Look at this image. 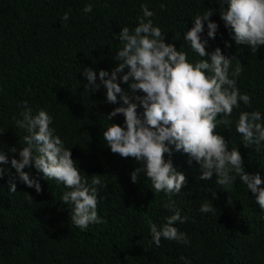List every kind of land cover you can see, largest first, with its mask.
<instances>
[{
	"label": "trees",
	"instance_id": "trees-1",
	"mask_svg": "<svg viewBox=\"0 0 264 264\" xmlns=\"http://www.w3.org/2000/svg\"><path fill=\"white\" fill-rule=\"evenodd\" d=\"M89 3L92 12L84 14ZM141 4L153 11V23L167 36L166 42L188 52L189 59L200 57L185 44L184 25L185 30L191 28L196 15L212 8L210 20L218 29L206 51L220 47L223 54L236 58L232 67L240 61L237 87L251 96L250 105L241 104L240 109L264 113V46L251 52L247 45H236L218 15L217 0H0V148L11 159L8 149L23 146L26 133L15 126L13 117L20 118V102L27 101L34 113L43 108L53 117L51 126L71 148L81 174L89 179L99 175L105 185L97 197L101 222L81 230L60 200L66 190L62 184L41 179L37 193L17 181L16 191L9 192L8 181L16 173L10 164L4 166L0 264H264V210L253 194L238 179L227 189L217 185L215 177L197 179L198 165H189L187 154L180 152L171 159L186 184L171 199L185 217L174 226L187 234L188 243L162 238L157 247L150 242L149 221L159 225L171 214L162 206L169 197L155 193L143 173L136 183L130 181L129 173L139 164L111 153L101 131L108 123L105 116L121 106L119 97L116 104L106 103L105 90H86L82 76L83 67L98 72L116 66L115 54L122 45L113 34L123 26H135ZM65 12L66 22L61 20ZM206 31L205 23L202 38H207ZM224 41L231 47L225 48ZM120 86L132 94L127 84ZM122 121L118 114L110 122ZM215 131L229 148H238L245 171L259 172L264 181V149L244 147L234 130L225 131L223 125ZM205 200L212 211L200 213Z\"/></svg>",
	"mask_w": 264,
	"mask_h": 264
},
{
	"label": "clouds",
	"instance_id": "clouds-1",
	"mask_svg": "<svg viewBox=\"0 0 264 264\" xmlns=\"http://www.w3.org/2000/svg\"><path fill=\"white\" fill-rule=\"evenodd\" d=\"M217 2L218 15L236 45H247L251 52L264 46V0ZM82 12L91 13L92 5L85 4ZM140 12L134 27L123 26L113 34L122 46L116 51L117 63L111 71L83 67L84 88L96 92L102 87L109 104H116L119 97L121 106L105 116L108 123L101 130L103 140L111 153L139 164L129 173L132 183L143 173L155 193L169 197L162 206L171 214L159 225L149 221L150 242L158 247L163 238L187 244V234L174 226L183 223L185 217L171 197L181 192L186 177L173 166V153L187 154L189 165L195 161L199 180L215 177V183L227 189L238 179L264 210L261 174L246 172L238 148H229L225 137L215 131L218 125H223L225 131L234 130L244 147L255 146L254 150L260 152L264 149V113L240 109L241 104L251 103V96L237 87L240 61L237 59L232 67L236 58L223 54L220 47L206 51L208 39L214 38L218 29L217 23L210 20L212 8L196 15L191 28L185 30L184 25L183 40L200 59H189L188 52L166 42L167 36L153 23L154 13L146 4L140 5ZM68 19L65 12L61 20ZM205 23L207 38H202ZM224 47L231 45L224 41ZM122 83L128 85L131 95L122 89ZM20 107V118L13 119L15 126L26 133L23 146L8 149L11 159L0 148V179L6 173L4 166L10 164L16 175L8 181L9 192L16 191L18 181L40 193L41 179L54 180L66 189L60 200L69 207L74 226L83 230L100 223L97 197L105 187L101 177L92 175L89 179L81 174L71 148L51 126L53 117L47 110L38 108L34 113L27 101H21ZM138 107L142 109L139 113ZM118 114L123 117L122 123H111ZM212 195L215 198V193ZM198 211L209 213L212 205L205 200Z\"/></svg>",
	"mask_w": 264,
	"mask_h": 264
}]
</instances>
